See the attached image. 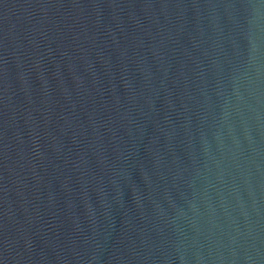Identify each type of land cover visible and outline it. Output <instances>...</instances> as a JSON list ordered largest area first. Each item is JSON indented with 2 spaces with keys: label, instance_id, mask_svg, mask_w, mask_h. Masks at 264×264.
Wrapping results in <instances>:
<instances>
[{
  "label": "water",
  "instance_id": "water-1",
  "mask_svg": "<svg viewBox=\"0 0 264 264\" xmlns=\"http://www.w3.org/2000/svg\"><path fill=\"white\" fill-rule=\"evenodd\" d=\"M0 264H264V0H0Z\"/></svg>",
  "mask_w": 264,
  "mask_h": 264
}]
</instances>
